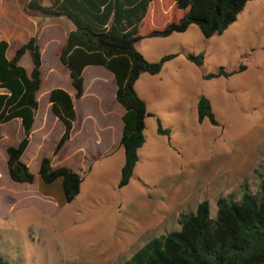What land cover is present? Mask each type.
Segmentation results:
<instances>
[{"label": "rangeland", "instance_id": "374dc122", "mask_svg": "<svg viewBox=\"0 0 264 264\" xmlns=\"http://www.w3.org/2000/svg\"><path fill=\"white\" fill-rule=\"evenodd\" d=\"M28 1L0 0V40L10 42L13 55L38 36L41 118L48 113L49 88L66 80L58 54L69 25L65 17L28 16ZM165 19L151 15L141 32ZM136 48L152 62L177 56L160 73H143L136 82L154 115L147 118L146 141L128 185H118L121 147L85 177L73 202L60 207L38 187L41 154L54 153V133L35 130L22 160L36 180L17 183L8 175L6 148L19 142L22 126L17 119L2 125L0 254L9 264H124L151 239L179 230L180 213L195 211L201 201L215 216L220 196L240 200L245 190L258 192L264 179V0H250L222 34L206 38L193 24L166 37H146ZM188 53H203V65L188 60ZM20 64L32 69L29 53ZM220 68L230 74L204 77ZM201 95L210 99L219 124L198 121ZM158 119L169 135L158 132Z\"/></svg>", "mask_w": 264, "mask_h": 264}, {"label": "trees", "instance_id": "16d2710c", "mask_svg": "<svg viewBox=\"0 0 264 264\" xmlns=\"http://www.w3.org/2000/svg\"><path fill=\"white\" fill-rule=\"evenodd\" d=\"M29 0L23 10L28 16L65 17L74 25L59 50V60L70 72L75 97L84 94V69L100 65L113 73L116 100L124 109V128L120 145L124 149V164L119 187L130 183L140 159L139 150L146 141V101L136 90V82L143 73L158 74L164 62L177 54L149 61L136 48L146 37H166L184 32L191 25L199 26L206 38L222 34L243 11L250 0ZM172 1V2H171ZM48 2V4H45ZM161 14L164 24L141 26L147 19ZM171 14V15H170ZM173 17V18H172ZM172 18V19H171ZM171 19V20H170ZM151 28V29H149ZM9 42L0 40V139L2 125L21 120L22 137L15 145H8L7 169L10 179L17 183H34L35 174L22 160L29 143L39 109L38 92L42 79V51L37 35L31 36L15 50L9 59ZM29 53L32 69L20 64ZM188 60L202 66L204 54H187ZM223 68L208 73L205 78L229 75ZM52 113L64 131L57 141L54 154L70 139L77 117L73 97L62 88L49 92ZM198 121L219 124L212 103L206 95L197 102ZM158 132L170 134L158 119ZM83 177L67 166L54 167L49 156L40 160L38 186L41 193L54 196L60 207L73 202L81 192ZM215 216L210 204L201 201L195 211L181 212L180 229L155 237L138 249L124 264H264V179L257 193L243 192L240 200L233 195L217 199ZM0 264H9L0 254Z\"/></svg>", "mask_w": 264, "mask_h": 264}, {"label": "crops", "instance_id": "0c3cea01", "mask_svg": "<svg viewBox=\"0 0 264 264\" xmlns=\"http://www.w3.org/2000/svg\"><path fill=\"white\" fill-rule=\"evenodd\" d=\"M69 23L72 22L68 20L69 28L64 34L63 44L65 42L67 33L74 29V25ZM9 48L7 50V57L11 59L14 54L10 55ZM63 71L66 76V80L60 81L57 83V85L49 88L47 93L48 113L43 115L41 118H39V103V109L37 111L30 136V143L25 153L31 147L33 135L36 129H39V132H41L43 136L47 137H50L54 133L52 140L55 145L60 139L64 131V127L59 119L51 111L49 92L54 88H62L73 97L77 117L74 122L71 137L65 143L61 152L56 155L54 153H42L41 158L43 156H49L54 167L67 166L71 168L83 177L84 182L85 177L94 169L97 164H99L104 159L113 156L115 152L121 151L122 146L120 145V141L124 128L123 116L125 114V109L116 100L117 84L113 73L103 66L88 65L84 69V94L80 98L75 97L76 90L72 84L69 70L64 67ZM17 120H19V123H21L20 119ZM78 128L82 129L81 134L79 135L76 134ZM123 164L124 160L120 164L121 169Z\"/></svg>", "mask_w": 264, "mask_h": 264}]
</instances>
